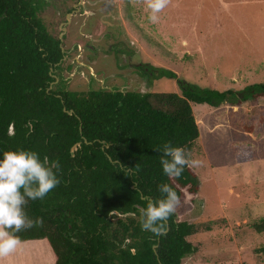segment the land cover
<instances>
[{"label": "trees", "instance_id": "trees-1", "mask_svg": "<svg viewBox=\"0 0 264 264\" xmlns=\"http://www.w3.org/2000/svg\"><path fill=\"white\" fill-rule=\"evenodd\" d=\"M39 8L34 0H0V160L6 151L28 150L60 163L61 183L24 207L43 226L16 235L21 242L47 240L54 264H182L197 251L188 241L197 230L179 217L194 205L199 181L190 166L178 179L164 175L163 145L192 154L199 130L191 105L264 101V81L219 91L144 63L134 66L140 77L171 78L180 93L78 92L60 80L50 87L65 54ZM161 184L177 192L180 204L157 236L142 230L140 218L149 200L163 198ZM252 228L264 232V217Z\"/></svg>", "mask_w": 264, "mask_h": 264}, {"label": "rangeland", "instance_id": "rangeland-1", "mask_svg": "<svg viewBox=\"0 0 264 264\" xmlns=\"http://www.w3.org/2000/svg\"><path fill=\"white\" fill-rule=\"evenodd\" d=\"M82 1L75 11L78 0H34L60 40L56 78L68 90L180 93L176 80L140 77L134 66L144 63L219 91L264 81V0H168L157 13L145 0ZM191 108V158L202 164L190 166L199 188L179 219L196 227L188 241L197 251L182 264H264V232L252 228L264 217V101Z\"/></svg>", "mask_w": 264, "mask_h": 264}, {"label": "clouds", "instance_id": "clouds-1", "mask_svg": "<svg viewBox=\"0 0 264 264\" xmlns=\"http://www.w3.org/2000/svg\"><path fill=\"white\" fill-rule=\"evenodd\" d=\"M153 13L160 12L168 0H145ZM157 21L156 15L149 17ZM160 163L163 174L170 179H178L185 166L199 167L202 161L192 159L191 152L183 147H174L165 143L162 148ZM137 170H138V166ZM56 171H53V170ZM131 172L132 169L124 168ZM60 170L58 160L49 163L45 157L41 161L35 151H6L0 160V258L15 251L21 243L16 233L43 226V218H29L24 207L28 200L44 199L61 181L57 173ZM161 199L149 200L146 210L140 218L141 228L154 235H163L167 230L166 221L173 215L180 204V197L168 184L158 186ZM113 213H109L111 216ZM128 215H134L129 212Z\"/></svg>", "mask_w": 264, "mask_h": 264}, {"label": "crops", "instance_id": "crops-1", "mask_svg": "<svg viewBox=\"0 0 264 264\" xmlns=\"http://www.w3.org/2000/svg\"><path fill=\"white\" fill-rule=\"evenodd\" d=\"M43 247L44 251H30L31 247L26 245ZM48 246H47V245ZM37 249V247H35ZM56 257L47 240H29L21 242L14 252L6 257L0 258V264H54Z\"/></svg>", "mask_w": 264, "mask_h": 264}, {"label": "water", "instance_id": "water-1", "mask_svg": "<svg viewBox=\"0 0 264 264\" xmlns=\"http://www.w3.org/2000/svg\"><path fill=\"white\" fill-rule=\"evenodd\" d=\"M80 4H82V0H79V2L74 6V9H76V11L79 9ZM62 33H63V32H62ZM62 33H61V35H60V38L62 37ZM60 45H61V44H60ZM53 77H54V76H53ZM56 82H57V78H55V82H54V83H56ZM54 83H51V84H50V87H52ZM63 111L66 112L65 108L63 109ZM67 113H68V114H71L72 111H69V112H67ZM77 145H79V144H77ZM75 148H76V145L73 146L71 150L73 151V150H75ZM113 213H114V214H118L117 212H113ZM166 232H167V230H166ZM166 232H165V233H166Z\"/></svg>", "mask_w": 264, "mask_h": 264}, {"label": "flooded vegetation", "instance_id": "flooded-vegetation-1", "mask_svg": "<svg viewBox=\"0 0 264 264\" xmlns=\"http://www.w3.org/2000/svg\"><path fill=\"white\" fill-rule=\"evenodd\" d=\"M78 2H79V0H78ZM82 3H83V1H82ZM73 9H74V8H73ZM74 10L76 11V9H74ZM60 47H61V45H60ZM64 58H65V57H64ZM64 58H63V59H64ZM51 75H52V74H51ZM52 76H54V79L56 78L55 75H52ZM54 82H55V80H54ZM54 82H53V83H54ZM57 82H58V79H57ZM57 82H56V83H57ZM56 83H54V84H56ZM54 84H53V85H54Z\"/></svg>", "mask_w": 264, "mask_h": 264}]
</instances>
